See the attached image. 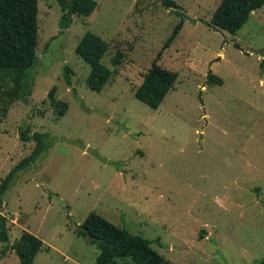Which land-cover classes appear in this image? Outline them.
Masks as SVG:
<instances>
[{
	"label": "rangeland",
	"instance_id": "1",
	"mask_svg": "<svg viewBox=\"0 0 264 264\" xmlns=\"http://www.w3.org/2000/svg\"><path fill=\"white\" fill-rule=\"evenodd\" d=\"M96 1L90 15L75 13L62 28L59 2L39 0L30 101L0 85V183L36 145L22 140V130L50 133L48 150L3 198L10 244L29 230L44 241L34 264H97L99 249L77 232L96 212L159 237L153 248L177 264H260L264 6L233 34L211 23L222 0H175L179 7L170 9L162 0ZM183 19L159 59L178 79L151 108L135 91ZM88 31L109 42L102 63L115 73L101 92L87 85L91 66L76 51ZM210 72L223 84L209 83ZM54 86L68 104L64 116L49 98ZM0 264H20L16 251L7 250Z\"/></svg>",
	"mask_w": 264,
	"mask_h": 264
},
{
	"label": "trees",
	"instance_id": "2",
	"mask_svg": "<svg viewBox=\"0 0 264 264\" xmlns=\"http://www.w3.org/2000/svg\"><path fill=\"white\" fill-rule=\"evenodd\" d=\"M63 10L60 19L62 28H67L73 21L75 13L90 15L97 7L96 0H57ZM167 8L179 7L175 0H162ZM264 6V0H222L212 16V25L237 33L250 19L252 13ZM39 0H0V85L10 86L9 90L17 98L26 102L34 90V80L31 71L37 63V46L39 34ZM182 15V14H181ZM184 19L178 23L166 41L162 51L153 60L152 66L144 75L141 85L135 91V97L151 108L157 109L167 94L174 88L178 72L159 63L163 52L174 42L182 29ZM109 42L100 35L88 31L76 47L77 53L91 66L86 79L87 85L94 91L101 92L109 83L115 71L102 63L108 52ZM122 53L113 58L114 65L120 63ZM72 69L66 65L64 76L71 85ZM208 82L223 84L220 76L210 72ZM57 87L49 92V98L58 116H64L68 104L56 98ZM29 130H22L24 141L33 139L36 145L32 152L24 157L0 183V209L6 192L14 184L19 173L33 165L49 148V132H35L29 135ZM9 218L0 210V242L4 244L0 257L7 250L16 251L20 264H34L37 254L43 249L44 241L29 230H24L10 244ZM77 232L95 244L99 249L97 264H119L125 260L129 264H177L153 248L152 244L159 242L141 234L132 233L127 227H121L109 221L102 215L91 212L82 228ZM264 264V259L260 261Z\"/></svg>",
	"mask_w": 264,
	"mask_h": 264
},
{
	"label": "water",
	"instance_id": "3",
	"mask_svg": "<svg viewBox=\"0 0 264 264\" xmlns=\"http://www.w3.org/2000/svg\"><path fill=\"white\" fill-rule=\"evenodd\" d=\"M188 19V18H187ZM56 200L57 201H59V202H61V203H63V201L62 200H60V199H58V198H56ZM75 228H77L78 229V226L77 225H75Z\"/></svg>",
	"mask_w": 264,
	"mask_h": 264
}]
</instances>
